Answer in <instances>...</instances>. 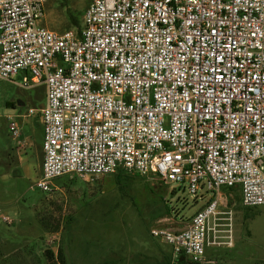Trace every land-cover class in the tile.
<instances>
[{"label":"built area","instance_id":"obj_1","mask_svg":"<svg viewBox=\"0 0 264 264\" xmlns=\"http://www.w3.org/2000/svg\"><path fill=\"white\" fill-rule=\"evenodd\" d=\"M46 3L0 0V80L47 87L43 108L19 115L42 124L34 188L157 176L192 196L240 187L245 207L264 205V0H90L83 26L63 33L41 25ZM226 220L212 200L184 228L151 234L174 259L206 263Z\"/></svg>","mask_w":264,"mask_h":264},{"label":"rangeland","instance_id":"obj_2","mask_svg":"<svg viewBox=\"0 0 264 264\" xmlns=\"http://www.w3.org/2000/svg\"><path fill=\"white\" fill-rule=\"evenodd\" d=\"M89 3L47 0L41 25L57 33L75 31L78 28L71 17L82 27ZM22 80L21 75L13 81L0 80V263L46 264V250L56 251L64 244L66 258L72 261V255L74 264H87L86 247L93 261L114 252L120 264H166L167 253L173 254V249L153 237L152 229L182 228L207 204L208 192L200 190L192 196L184 183H166L157 176L132 175L119 182L115 174L99 178L65 175L54 181L50 192L34 188L42 174L44 153L43 139L40 144L32 135H40L42 124L38 115L27 120L19 115L45 104L47 87L40 83L23 88ZM10 115L19 116L20 138L29 141L22 151L17 148L20 138L9 134ZM14 170L19 175L12 174ZM235 208L234 220H227L232 224L234 247L220 239L223 244L206 247L204 264H264V205L237 203ZM70 218L73 229L68 233L63 226ZM43 222L52 228L59 223L60 229L47 230Z\"/></svg>","mask_w":264,"mask_h":264},{"label":"trees","instance_id":"obj_3","mask_svg":"<svg viewBox=\"0 0 264 264\" xmlns=\"http://www.w3.org/2000/svg\"><path fill=\"white\" fill-rule=\"evenodd\" d=\"M71 22L78 28L80 29V23L77 22L73 17H71ZM9 105V104H8ZM12 107H15V104L12 103L10 104ZM117 175V180L119 182L122 181V179L124 177H128V176H132V175H125V174H116ZM74 221L73 218L68 219V221L66 222V225L63 226V228L69 233L70 231H72L73 226H72V222ZM43 225L45 226V228L47 230L50 231H59L60 229V224L58 223L54 228L50 227V225L46 222H43ZM72 240H70V244H69V248L73 249V244L71 242ZM88 246V245H87ZM72 253V252H71ZM47 259V263L46 264H74V258L72 257V255L70 256L72 258V261L66 258V254H65V249H64V244L59 246L58 249L56 251L53 250H46L45 252ZM85 262L87 264H120L121 259L118 256V254L114 253L112 254H107L106 257H104L102 260H98V261H93L91 258V253L90 250L86 247L85 248ZM68 262V263H67ZM204 264V263H200V262H194L192 260H190L189 258L186 257V255H181L177 260L174 259L173 254H171V252L167 253V263L166 264ZM1 264V263H0ZM45 264V263H44Z\"/></svg>","mask_w":264,"mask_h":264},{"label":"crops","instance_id":"obj_4","mask_svg":"<svg viewBox=\"0 0 264 264\" xmlns=\"http://www.w3.org/2000/svg\"><path fill=\"white\" fill-rule=\"evenodd\" d=\"M39 128H40V135L39 136L32 135V140L38 141L41 144L42 139H43V129H42V126H40ZM28 137L31 140V137L30 136H28ZM28 144H29V141H28ZM30 150H31V148H29L28 153H25V154L28 155ZM208 194H209L210 198L207 200V204L212 200H217L219 211L231 212V215H232L231 221H232V219L234 220V216H236L238 213V211H236L235 205L237 203L242 205L241 188L240 187H234V188L223 187L219 191L208 192ZM233 210H234V213H233ZM224 217H226V216H224ZM223 223L225 224V226L221 228V230L223 231V232H220L221 239H224L225 240L224 242L227 243L225 245H227L228 247L231 246V249H232L234 247V241H233V238L231 236V229H229V226L230 225L232 226V224L229 223L227 220L224 221ZM187 224H185L182 228H184ZM182 228H180V229H182ZM180 229H177V230H180Z\"/></svg>","mask_w":264,"mask_h":264},{"label":"water","instance_id":"obj_5","mask_svg":"<svg viewBox=\"0 0 264 264\" xmlns=\"http://www.w3.org/2000/svg\"><path fill=\"white\" fill-rule=\"evenodd\" d=\"M43 106H44V104L41 105L40 108H43ZM12 174H14V175H19V172H18V170H14V171L12 172Z\"/></svg>","mask_w":264,"mask_h":264}]
</instances>
